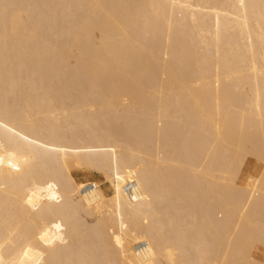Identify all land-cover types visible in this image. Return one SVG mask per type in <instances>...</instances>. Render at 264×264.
<instances>
[{
  "label": "bare ground",
  "instance_id": "1",
  "mask_svg": "<svg viewBox=\"0 0 264 264\" xmlns=\"http://www.w3.org/2000/svg\"><path fill=\"white\" fill-rule=\"evenodd\" d=\"M0 264H264V0H0Z\"/></svg>",
  "mask_w": 264,
  "mask_h": 264
},
{
  "label": "built area",
  "instance_id": "2",
  "mask_svg": "<svg viewBox=\"0 0 264 264\" xmlns=\"http://www.w3.org/2000/svg\"><path fill=\"white\" fill-rule=\"evenodd\" d=\"M95 189V185L93 183H88L84 186L83 191L84 193L89 194L92 190ZM128 195L133 199L137 200L140 198V193L138 191V187L136 183H132L128 188Z\"/></svg>",
  "mask_w": 264,
  "mask_h": 264
},
{
  "label": "rangeland",
  "instance_id": "3",
  "mask_svg": "<svg viewBox=\"0 0 264 264\" xmlns=\"http://www.w3.org/2000/svg\"><path fill=\"white\" fill-rule=\"evenodd\" d=\"M256 163H257V160L256 158L254 157H249L248 160H247V163H246V171L249 172V171H253L255 166H256Z\"/></svg>",
  "mask_w": 264,
  "mask_h": 264
}]
</instances>
